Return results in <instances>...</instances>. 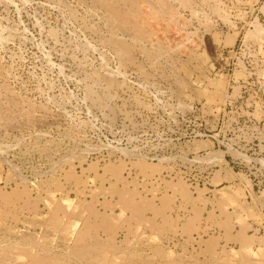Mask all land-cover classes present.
<instances>
[{
	"label": "rangeland",
	"instance_id": "374dc122",
	"mask_svg": "<svg viewBox=\"0 0 264 264\" xmlns=\"http://www.w3.org/2000/svg\"><path fill=\"white\" fill-rule=\"evenodd\" d=\"M0 193L66 264H264V0H0Z\"/></svg>",
	"mask_w": 264,
	"mask_h": 264
},
{
	"label": "bare ground",
	"instance_id": "6f19581e",
	"mask_svg": "<svg viewBox=\"0 0 264 264\" xmlns=\"http://www.w3.org/2000/svg\"><path fill=\"white\" fill-rule=\"evenodd\" d=\"M67 158V157H66ZM119 178V177H118ZM122 181V180H121ZM114 187H112L111 190H113ZM110 190V191H111ZM117 192V191H116ZM119 197L121 199V201L123 202V205L125 207H127L128 209H130L133 212V215L135 214V216L137 218H142V210L143 207L141 206V204H138L136 201L133 200V198H131V196H128L125 192L123 191H119ZM184 195L186 194V191H183ZM1 194V193H0ZM17 195V194H16ZM183 195V196H184ZM3 196V195H0ZM190 197V196H189ZM13 198V197H12ZM11 197H3V200L8 203V204H12V199ZM27 198V197H25ZM188 198V197H187ZM19 200V199H18ZM48 205H51V207L49 206V208H52L54 210H62V211H68V207L65 203L59 202L57 201L58 199L55 198L54 195H52L50 193H48L47 199H45ZM44 200V202H45ZM189 200V199H188ZM167 201V200H166ZM143 205H145L143 203ZM2 206V205H1ZM11 207V206H9ZM7 208V207H6ZM145 208V207H144ZM5 209V208H4ZM8 209V208H7ZM51 209V210H52ZM92 213L94 215H97V211H92ZM91 213V214H92ZM101 214V213H100ZM99 215V214H98ZM48 216L51 220H53L52 218L55 217V214L52 212L48 213ZM102 216V215H100ZM95 217V216H93ZM145 217V216H144ZM96 218V217H95ZM103 223L102 226L104 227V231L105 229L109 230L111 229V225L109 224V222H107V218L103 215ZM98 219V217L96 218ZM102 220V219H101ZM89 221H87L84 225L83 228L81 229V231L78 233V240H81L83 238H86L88 236V231L92 228V226L94 227V224L91 225L90 223H88ZM98 222H100L98 220ZM102 222V221H101ZM146 223V222H145ZM99 224V223H97ZM95 222V225H97ZM101 224V223H100ZM98 226V225H97ZM13 228V226H12ZM1 229V228H0ZM98 229V228H97ZM100 229V228H99ZM92 230H94L92 228ZM14 231V230H13ZM103 231V229H102ZM96 232V231H95ZM107 232V231H106ZM132 233V232H131ZM130 233V234H131ZM108 235V234H107ZM27 237V236H26ZM77 237V236H76ZM24 237H20L18 241L22 242H10L7 241V243H3L0 242V264H66L65 260H63V258L61 257V254L59 253H55V252H51L50 250H48L46 245H35V244H40L35 243L33 241L31 242H27L26 238L23 239ZM111 238V237H110ZM77 239V238H76ZM241 239V238H240ZM132 240V239H131ZM26 241V242H25ZM246 241V240H245ZM43 244V243H42ZM4 246V247H3ZM97 247V246H96ZM16 249L15 251H13V249ZM100 248V247H99ZM61 249V248H60ZM99 250V249H98ZM212 250V248H211ZM94 251V250H93ZM152 252V251H151ZM212 252V251H211ZM156 253V252H155ZM85 253H82V255ZM67 255V254H66ZM65 255V257H67ZM81 255V256H82ZM130 255V254H129ZM74 257V255H73ZM79 257V256H78ZM103 257V256H102ZM131 257V256H130ZM129 257V258H130ZM116 258V257H115ZM144 258V257H143ZM230 259V257H229ZM246 259V258H245ZM68 260V259H66ZM103 260V259H102ZM109 261V260H108ZM113 262H109V264H117V262H115V260H112ZM137 261V260H136ZM138 262V261H137ZM107 263V262H106ZM130 263V261H129ZM165 263V262H164ZM167 263V262H166ZM246 263H249L248 261ZM123 264V263H122ZM223 264V263H222Z\"/></svg>",
	"mask_w": 264,
	"mask_h": 264
}]
</instances>
